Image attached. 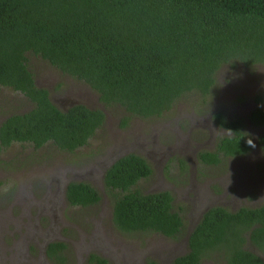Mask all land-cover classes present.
<instances>
[{"label":"trees","instance_id":"obj_1","mask_svg":"<svg viewBox=\"0 0 264 264\" xmlns=\"http://www.w3.org/2000/svg\"><path fill=\"white\" fill-rule=\"evenodd\" d=\"M28 55L84 83L103 105L120 107L128 115L122 125L129 117H160L186 94L204 99L224 65L264 66V0H0V88L32 104L0 123V152L26 144L71 154L87 145L104 114L81 104L59 110L36 86ZM256 102L247 121L264 128V100ZM214 120L230 136L220 138L213 152L200 154L203 163L217 165L250 151L244 122L220 113ZM256 142L264 150V134ZM151 173L135 154L108 167L103 183L113 193L112 225L124 234L175 239L184 224L171 194L133 190ZM65 199L72 207L88 208L100 196L86 183L70 182ZM64 250V244L51 243L46 254L63 262ZM187 250L171 264H201L209 255L225 264H264V206L208 209L188 233Z\"/></svg>","mask_w":264,"mask_h":264},{"label":"rangeland","instance_id":"obj_2","mask_svg":"<svg viewBox=\"0 0 264 264\" xmlns=\"http://www.w3.org/2000/svg\"><path fill=\"white\" fill-rule=\"evenodd\" d=\"M28 68L38 88L45 89L61 111L77 104L104 114L103 125L87 145L74 153L51 145L34 150L13 144L0 152V264H171L187 253V235L206 209L229 212L264 205V150L257 138L264 128L251 126L248 114L264 100V66L224 65L215 75L210 93L202 99L186 94L160 117H129L120 107L105 106L84 83L60 73L28 55ZM32 104L8 88H0V123L22 114ZM241 120L252 139L250 151L224 158L217 165L203 163L199 155L211 153L217 141L230 136L214 120ZM135 154L151 168V175L133 188L142 194L169 192L184 229L175 239L152 234H124L112 225L113 193L103 177L120 157ZM83 182L100 196L97 205L72 207L65 186ZM117 195V194H116ZM51 243H62L63 262L46 254ZM248 250L256 251L245 245ZM201 264H225L215 255Z\"/></svg>","mask_w":264,"mask_h":264},{"label":"flooded vegetation","instance_id":"obj_3","mask_svg":"<svg viewBox=\"0 0 264 264\" xmlns=\"http://www.w3.org/2000/svg\"><path fill=\"white\" fill-rule=\"evenodd\" d=\"M70 108V107H69ZM65 188H66V186H65ZM262 206H264V205H262ZM262 206H260V207H262ZM257 208H259V207H257ZM208 209H206L205 211H207ZM204 211V212H205ZM202 216V215H201ZM201 218V217H200ZM248 245H250L249 243H248ZM251 246V245H250ZM246 248V247H245ZM253 248V247H252ZM254 249V248H253ZM255 250V249H254ZM251 251V250H250Z\"/></svg>","mask_w":264,"mask_h":264}]
</instances>
